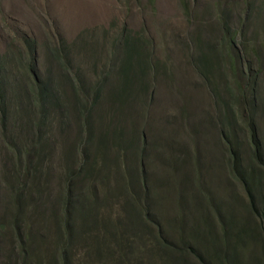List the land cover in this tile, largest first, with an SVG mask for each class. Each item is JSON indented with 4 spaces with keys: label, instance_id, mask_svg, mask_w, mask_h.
<instances>
[{
    "label": "rangeland",
    "instance_id": "rangeland-1",
    "mask_svg": "<svg viewBox=\"0 0 264 264\" xmlns=\"http://www.w3.org/2000/svg\"><path fill=\"white\" fill-rule=\"evenodd\" d=\"M224 1L0 0V57L8 61V72L15 70L10 68L12 65L25 69V43L26 40L33 41L32 57L25 61L31 64L34 75L49 77L48 88H54L71 114L70 127L61 128L57 123L58 113L53 107V143L44 149L45 158L39 168L37 182L29 184L28 193H24L20 216L9 214L12 204L7 187L11 184L8 179L14 175V163L12 159L6 162L0 137V223L6 224L0 225V264L11 250L8 247L12 240L11 232L16 245L23 249L26 257L23 264H51L53 259H57L58 264H152L147 260L149 244L131 255L123 253L132 237L121 227L122 218L117 212L116 199L107 195V192L117 191L123 165L128 166L134 161L133 148L121 153L125 162L111 166L108 180L101 181L107 170L99 160L92 166L98 171L93 182L81 177L74 180L76 190L84 188L80 196L87 199V217L80 219L70 215L71 246L63 250L62 260L58 258L62 251L58 252L59 245L54 243L52 211L59 209L56 196L63 183V169L71 162L76 132L83 133L85 120L76 109V126L73 122L72 105L77 97L84 98L76 88L91 86L101 77L111 83L102 88L92 117H88L94 132L116 125L129 136L131 128L136 127V132L139 134L141 130L143 138L153 147L167 146L163 151L176 160H184L170 169L168 165H161L160 158H155L157 148L152 149L154 161L151 171H155L158 178V185L152 188V206L164 236L176 241L181 235L194 232L200 235L198 239L194 235L193 241L202 253L210 251L213 245V241L205 237L207 232L215 236L217 248L223 240L221 234L225 233L227 251L225 254L219 252L216 260L219 262L222 256H231L233 264L253 263L252 258L260 252L256 236L260 227L254 213L246 211L243 205L244 186L240 177L246 179L251 193L257 194L264 191V168L258 165L259 157L248 160L242 157L235 148V137L229 132L234 100L226 85H231L235 76L229 71L224 72L229 64L226 51H222L223 45L220 44L224 36L221 15L227 12ZM259 6L264 8V4ZM231 17L235 18V12ZM261 20L264 24V15ZM121 27L132 35H140V40L149 39L150 42L144 44L148 50L151 49L152 57L142 83L148 87L145 99L131 97L120 109L112 106L108 98L113 77L105 73L116 72L118 64L129 63L128 76H131L137 71V62L145 60L144 52L135 54L140 42L132 37H128L132 52L126 48L123 49L127 51L122 52L123 42L121 45L114 42L111 46L112 35H118V38L123 34L116 33ZM181 34L185 42L180 39ZM109 45L112 57L109 56L100 68L96 80L93 82L89 74L84 73L85 78L81 77V83L77 85L76 77L70 76L68 70L72 73L77 69L91 70L95 60L99 68L100 58ZM204 62L210 64L205 73ZM18 76L9 77L4 83L8 112L6 132L10 138L25 139V131L19 128L20 122L13 118V107L19 105V100L17 94L13 99L10 92L18 91L24 83L29 84V79L25 71ZM260 102L261 106L255 109L254 125L264 142V98ZM114 107L118 110L113 112ZM241 138L244 135H237V140ZM177 144L180 148H174ZM234 149L239 154L237 169L233 166L231 154ZM136 151L140 153L141 149L138 147ZM171 161L169 158L168 162ZM245 168L256 171L253 180L252 176L246 177V171L239 172ZM87 189L93 190L91 195ZM94 215L99 228L93 226L96 223L95 219L92 220ZM190 226L193 230L189 229ZM18 232L22 233L21 238L17 237ZM110 233L119 241L112 243L103 239L104 234L109 236ZM250 237H256L257 241ZM180 241L187 243L186 238ZM9 257L12 258L11 252ZM209 262L215 264L214 260ZM18 264H22L21 261ZM259 264H264L261 258Z\"/></svg>",
    "mask_w": 264,
    "mask_h": 264
},
{
    "label": "trees",
    "instance_id": "trees-1",
    "mask_svg": "<svg viewBox=\"0 0 264 264\" xmlns=\"http://www.w3.org/2000/svg\"><path fill=\"white\" fill-rule=\"evenodd\" d=\"M260 4H264V0H225L223 5L226 6L227 12H223L221 15L223 23L221 28H223L224 36L220 44L223 45L222 51H226L229 62L224 72L227 73L229 71L230 75L234 74L235 76L231 81V85H226L227 91L232 95L234 100L229 132L235 137V148L241 153L242 157L248 160L250 157L257 156L259 157L258 165L264 168V142L259 137L254 125L255 109L261 106L260 101L264 98V24H262L261 20L262 15H264V8L260 7ZM233 12H235L234 19L231 17ZM120 32H123V34L118 37L119 39L117 38L118 35H112L111 46L114 42L120 45L123 42L121 50L126 48L129 52H132V46L128 39V37H132L140 42L135 54L140 55L143 52L145 53V60L137 62V71H134L131 76H128V69L131 67L129 63L123 66H119L118 64L116 72L108 71L105 73L107 76L111 74L110 77H113L112 86L108 91V98L112 106L115 105L116 108L119 107L121 109L122 104L131 97H134V99L138 97L139 99H145L148 87H144L142 83L147 74L148 67L150 69L149 60L152 57V51L151 49L148 50L144 44L150 42L149 39L140 40V35H132L129 32H125L124 27L116 31L118 34ZM180 39L184 41L182 34ZM60 49L61 47L59 48L58 46L59 51ZM32 50L33 41L26 40L25 52L27 51V56L23 58L24 62L22 61L25 69L12 65L10 68L15 70L8 72V61L4 57H0V137L3 139L1 150L7 156L6 162L12 159L14 163L13 178L8 179L11 184L6 183L8 184L7 190L10 191L12 204V210H10L9 214L17 216L22 214L23 196L24 193H28L27 188L29 184L36 183L37 178L40 176L39 168L45 158V154H43L44 149L49 145L52 146L53 143L51 136L52 123L54 122L53 107L58 113V125L61 128L70 127L71 114L66 104L60 100L61 97L54 91V88H48L49 77L39 78L37 75H34L31 64L25 61L31 59ZM63 50H66V47ZM127 50L123 49L122 52ZM112 54L113 52L110 50L109 45L105 55L100 58L101 63L99 68L97 60L93 59L95 61L91 70H86V68L77 69L73 73L68 70V73L70 76L76 77L77 85L81 83V77H84V73L89 74V78H92L94 82L97 76H99L98 71L107 62L109 56L112 57ZM204 64L203 73L208 70L210 65L207 62H204ZM24 71L28 74L29 84H22V88L16 92L11 91L10 94L13 99H16L15 95L17 94L19 105H16L15 108L13 107V118L20 122L19 128L25 131L26 138L13 139L6 132L8 127L6 121L8 112L6 109L7 100L4 93V83H7L9 77L14 78V76L24 74ZM131 77L133 79L130 83ZM107 83H111L110 80L101 77L95 84L89 83L91 86L76 88L79 93L84 94V98L77 97L75 104L72 105L73 122L76 126V109L79 110V113L85 120L82 124L83 133L76 132L71 162L70 164H66L63 169V183L56 196L59 209L52 211V214H54V218H52V223L54 224L53 232L56 235L54 243L55 245H59V248H57L58 252L62 251L58 258L62 260L63 250L68 245L71 246V241H69L71 234V227L69 225V221L71 220L70 215L73 218L80 219L87 217V199H83L80 196L81 190L84 188L76 190L73 183L74 180L81 177L88 179L89 182H93L98 171L93 169L92 166L98 160L107 170V173L101 177V181L103 179L108 180L111 166L115 165L116 162H125V158L121 153L133 148L134 161L132 160L128 166L127 164L123 165L124 171L121 170L118 176L120 181L116 186L117 191L115 193L107 192V195H111L117 201V212L122 218L121 227L132 237L129 247L125 248L123 253L131 255V253L140 251L142 247H145V244H149L148 251L150 255L147 260L152 264H210L209 260H214L215 264H233L231 256H222L219 262L216 260L219 252L224 253L227 251L224 243L225 233L221 234L223 240H221V244H218V248L216 247L215 236L208 232L205 234L208 241H213V245L210 251L204 250L202 252L204 255H202L201 250L196 247V243L193 241L194 235L197 239L200 237V235H196L194 232H190L188 235H181L176 241L164 236L154 215L152 206V188L158 185L155 171H151L153 167L151 163L154 161L152 149H156L157 147L155 148L152 144L148 143L143 138L141 130L138 129L141 136L139 138L136 127H132L129 131V136H127L124 135L123 129L121 127L118 128L116 125L112 128L107 127L97 133L94 132L93 127L89 126L88 117H92L93 108L103 91L102 88ZM18 107H21V109ZM116 108L114 107L113 112L118 110ZM20 111H22V117H20ZM220 122L222 124V121ZM222 132L227 133L228 131ZM239 134L244 135V138L237 140V135ZM138 147L141 149L140 153L136 151ZM166 147L162 148L159 146L156 149L155 158L161 159V165H168L170 169H173V167L178 166L179 162H184L183 159L176 160L166 151H163ZM174 148H180V146L177 144ZM236 149L231 150V154L233 156V166L237 169L236 162L239 161V154ZM169 158H172L171 162H168ZM245 171L246 177L249 179L252 176L253 180L256 171L253 169L248 171L246 168L245 170H239L240 173ZM240 181L242 182V186H244L243 197L245 203L240 202L246 206V211L254 213L260 227L259 232L256 233L259 239L260 252H257V256L252 258L253 263L247 264H259L260 258L264 262V191L253 194L246 184V179L240 177ZM90 189L87 190L90 191L91 195L93 190ZM90 204L92 205L91 200ZM57 211L58 214H55ZM96 217L94 215L92 218V220H96L93 226L99 228ZM226 220L232 226L230 220ZM208 225H211L210 221H208ZM189 229L193 230L191 226ZM21 234L18 232L17 237L21 238ZM182 238H186L187 243H181L180 240ZM250 238L257 241L256 237ZM103 239L112 243L119 241L111 233L109 236L104 234ZM103 239L102 243H104ZM17 254L21 256L19 259L13 260L12 264H18L20 261L23 264L26 257L22 256L24 253L19 247ZM51 264H58L57 259H53Z\"/></svg>",
    "mask_w": 264,
    "mask_h": 264
},
{
    "label": "clouds",
    "instance_id": "clouds-1",
    "mask_svg": "<svg viewBox=\"0 0 264 264\" xmlns=\"http://www.w3.org/2000/svg\"><path fill=\"white\" fill-rule=\"evenodd\" d=\"M0 225L5 226L6 224H4V223H0ZM8 227H9L10 232H11V228H10V226H8ZM11 236H12V240H11L10 242H8V247L10 246V249H11L10 252H11V254H12V258L9 257V254H10V252H9V253L5 256V258H4L3 262H2V264H7L8 262H10V263L12 264L13 260H15V259H19V257L21 256V255H18V254H17V252H18V246L16 245V241H15V238H14L12 232H11ZM22 238H24V236H22ZM7 249H8V248H7ZM21 250H23V249H21ZM13 252H15V256L13 255ZM22 256L25 257L24 254H23ZM25 259H26V258H25ZM11 260H12V261H11Z\"/></svg>",
    "mask_w": 264,
    "mask_h": 264
}]
</instances>
